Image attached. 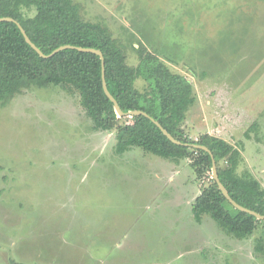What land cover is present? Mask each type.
I'll return each instance as SVG.
<instances>
[{
  "label": "rangeland",
  "instance_id": "1",
  "mask_svg": "<svg viewBox=\"0 0 264 264\" xmlns=\"http://www.w3.org/2000/svg\"><path fill=\"white\" fill-rule=\"evenodd\" d=\"M73 1L128 65L145 50L184 76L195 103L182 134L231 144L264 189V0ZM114 145L75 92L32 87L0 104V264H264L263 224L237 239L195 222L208 180L189 160Z\"/></svg>",
  "mask_w": 264,
  "mask_h": 264
},
{
  "label": "trees",
  "instance_id": "2",
  "mask_svg": "<svg viewBox=\"0 0 264 264\" xmlns=\"http://www.w3.org/2000/svg\"><path fill=\"white\" fill-rule=\"evenodd\" d=\"M28 10H34V15L26 16ZM3 17L18 22L45 55L64 45L101 51L107 89L120 109L124 113L143 111L176 140L207 147L229 196L240 206L264 215V189L250 172H238L243 160L239 150L210 135L191 141L182 134L186 115L195 103L193 87L158 56L138 49V64L128 65L110 31L101 23L84 20L73 0H0V18ZM138 80L145 83L143 90L136 88ZM32 87H58L75 92L92 131L114 132V150L118 155L139 148L175 163L189 160L195 176L208 180L191 207L195 222H201L207 215L226 234L237 239L252 236L259 224L264 229V221L239 212L224 199L211 179V158L206 152L172 144L145 117L117 118L102 90L99 57L64 50L42 59L25 42L15 24L0 23V104L5 105ZM256 249L260 251L261 245Z\"/></svg>",
  "mask_w": 264,
  "mask_h": 264
},
{
  "label": "water",
  "instance_id": "3",
  "mask_svg": "<svg viewBox=\"0 0 264 264\" xmlns=\"http://www.w3.org/2000/svg\"><path fill=\"white\" fill-rule=\"evenodd\" d=\"M3 22L15 24L17 26V28L19 29L20 33L22 34L25 42L42 59H49V58L53 57L54 55H56L59 52L64 51V50H76L80 53L93 54V55H96L97 57H99V59L101 61L102 90H103L105 96L107 97V99L111 102L113 109H114V112L117 115V118H126V117L127 118H133V117H140V116L145 117V118L149 119L161 131V133L168 139V141H170L172 144H174L176 146H180V147H189V148H192L195 150H201V151L206 152L211 158V179L217 185V188L220 191V193L222 194V196L224 197V199L234 209L238 210L239 212L248 214V215L254 217L257 221H264V215H260V214L256 213L255 211H252V210H249L247 208L240 206L229 196V193L227 192V190L225 189V187L222 185V183L219 180V176H218V172H217V166H216L214 157H213L211 151L207 147L202 146V145H196V144L182 143V142L176 140L157 121H155L154 119L149 117L143 111L135 110V111H129V112L124 113L120 109L117 101L113 98V96L110 94V92L107 89V85H106L105 78H104V58H103V54L101 53V51L96 50V49H92V48H82V47H75V46H71V45H64V46H60V47L56 48L50 54L45 55L30 41V39L26 35L24 29L21 27V25L18 22H16L14 19H12L10 17L0 18V23H3Z\"/></svg>",
  "mask_w": 264,
  "mask_h": 264
}]
</instances>
